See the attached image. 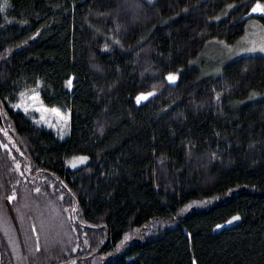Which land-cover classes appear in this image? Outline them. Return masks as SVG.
I'll use <instances>...</instances> for the list:
<instances>
[{"label": "trees", "instance_id": "obj_1", "mask_svg": "<svg viewBox=\"0 0 264 264\" xmlns=\"http://www.w3.org/2000/svg\"><path fill=\"white\" fill-rule=\"evenodd\" d=\"M125 1L136 16H117ZM257 3L0 0V141L73 194L87 246L78 264H264V56L201 60L264 22ZM33 89L70 112L67 139L14 108ZM76 156L89 160L68 168ZM12 169L0 149L1 198L20 185ZM10 247L0 231V264H20Z\"/></svg>", "mask_w": 264, "mask_h": 264}, {"label": "rangeland", "instance_id": "obj_2", "mask_svg": "<svg viewBox=\"0 0 264 264\" xmlns=\"http://www.w3.org/2000/svg\"><path fill=\"white\" fill-rule=\"evenodd\" d=\"M123 3L124 6L117 12L118 17L122 13H132L135 16L139 13L136 7L134 8V6L126 1ZM260 4L264 5V3ZM253 15L264 17V14L260 13H253ZM206 51L207 55H204L201 60L207 63L220 62V64H225L241 56L255 54L264 56V22L258 18L250 19L245 34L238 42L227 44L225 42L216 41L208 44ZM172 75L175 76L176 79L170 81L167 78L170 84L176 83L178 79L177 74ZM150 93H154V95L157 94L156 91ZM148 94L149 93L141 94L148 96V98L137 104L144 103L154 96H149ZM14 108L26 114L37 125L54 132L61 140H65L69 137L70 112L59 108L46 107L37 89L23 92L19 97V101L14 105ZM37 109H39V111H37ZM52 109L59 110L61 115L52 112ZM61 116L66 117V119H62ZM41 117H43V119H41ZM8 129L11 132L12 128L9 124ZM8 138V142L10 143L9 140L11 138ZM0 149L6 156V159H8L9 164L11 163L13 168L12 172L15 170L20 182V185L14 188V185L11 184L2 185V191H7L9 195L8 197L4 196V198L0 197V231L5 236L7 243L10 244V251L14 259L20 264H24L18 234L6 206V200L13 196L15 199L9 200L16 210L29 259H33L35 264L47 260L52 264H60L67 256V261L79 259L76 255L87 248L85 240L86 233L83 231L84 229L80 227L81 219L73 194L61 181L52 175L39 172L38 169L33 166L24 168L25 163L23 160L15 156L12 150L1 141ZM76 157L67 160L66 165L68 168L77 169L85 165L89 160L87 159L85 163L72 167L70 162ZM10 175L11 172H9V176ZM36 189H40V191L37 192ZM211 203L213 202H201L193 205L195 207H205ZM31 219L34 220L40 240L41 250L39 254L36 252L37 245L31 228ZM234 221L235 220L231 223L228 222L226 226L232 224ZM142 236V230L129 234L127 236L129 239L122 243L121 248L132 241L141 240L140 238H142ZM87 254L88 253H86V255ZM98 257L99 256H96V262H94V264H99L100 261L106 258L104 257L101 260V258Z\"/></svg>", "mask_w": 264, "mask_h": 264}, {"label": "water", "instance_id": "obj_3", "mask_svg": "<svg viewBox=\"0 0 264 264\" xmlns=\"http://www.w3.org/2000/svg\"><path fill=\"white\" fill-rule=\"evenodd\" d=\"M0 129H5V123H4V120H3V116H2L1 110H0ZM6 206L8 208L10 217H11V219L13 221V224H14L15 229H16L17 234H18L19 243H20V246H21L24 262H25V264H29L27 248H26L23 232H22L19 220H18L17 213H16V211H15V209H14V207H13V205H12V203H11V201L9 199L6 200ZM31 228H32L33 236L35 238V242H36V245H37V249H39L38 250V252H39L40 251V240H39L38 232L36 230V226H35V223H34L33 220H31ZM80 262H81V260L78 259V260H73L71 262L61 263V264H78Z\"/></svg>", "mask_w": 264, "mask_h": 264}, {"label": "snow or ice", "instance_id": "obj_4", "mask_svg": "<svg viewBox=\"0 0 264 264\" xmlns=\"http://www.w3.org/2000/svg\"><path fill=\"white\" fill-rule=\"evenodd\" d=\"M3 10L4 9L2 7H0V11H3ZM251 13L264 14V5H261L260 3H257L251 9ZM168 79L170 81H174L176 79V77L173 76V75H169ZM68 84L71 85V80L68 81ZM148 95L151 96V95H154V93H149ZM147 98H148V96L141 95V96L137 97V103H139L142 100H146ZM37 111H39V109H37ZM45 111H47V110H45ZM51 111L54 112V113H56L57 115H61L60 112H59V110H57V109H52ZM61 118L62 119H66V117H63V116H61ZM41 119H43V117H41ZM87 159H88L87 157H76V158H74L73 161L70 162V164H71L72 167H76L78 164L85 163L87 161ZM36 191L39 192L40 189H36ZM9 199H15V197L13 196V197H10ZM239 219H240L239 216L233 217V220H239ZM231 222L232 221H229V223H231ZM127 239H129V237L126 236L125 237V240H127ZM37 250H39V249H37Z\"/></svg>", "mask_w": 264, "mask_h": 264}]
</instances>
